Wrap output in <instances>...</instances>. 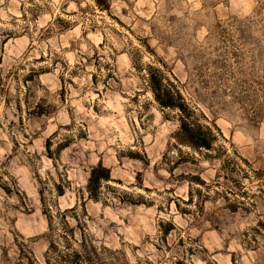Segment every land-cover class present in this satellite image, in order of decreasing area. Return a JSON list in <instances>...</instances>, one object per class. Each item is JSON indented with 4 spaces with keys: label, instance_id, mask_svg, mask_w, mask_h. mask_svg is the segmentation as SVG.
I'll list each match as a JSON object with an SVG mask.
<instances>
[{
    "label": "rangeland",
    "instance_id": "1",
    "mask_svg": "<svg viewBox=\"0 0 264 264\" xmlns=\"http://www.w3.org/2000/svg\"><path fill=\"white\" fill-rule=\"evenodd\" d=\"M263 3L0 0V264L23 242L42 260L40 190L62 211L85 204L111 264H264V238H247L264 219ZM133 61L164 63L217 146L260 173L242 179L254 207L228 209L215 154L169 149L174 113ZM99 163L112 180L94 202L84 189Z\"/></svg>",
    "mask_w": 264,
    "mask_h": 264
},
{
    "label": "trees",
    "instance_id": "2",
    "mask_svg": "<svg viewBox=\"0 0 264 264\" xmlns=\"http://www.w3.org/2000/svg\"><path fill=\"white\" fill-rule=\"evenodd\" d=\"M101 1L96 0L97 3ZM259 11L264 12V3ZM262 21L264 22V18ZM250 25L252 24L250 23ZM133 65L143 81L144 88L151 94L158 107L174 113L178 130L172 137L173 142L169 143V149L185 147L199 155L202 153L215 154V157L222 159L220 174H222L223 179L230 183L221 192L226 202L233 199L228 209L231 212H247L249 208L254 207L256 194L247 189L242 183V179L249 178L250 173H254L256 176H260V173L252 172L249 163L240 156H230L223 147L217 146L219 139H222L220 130L215 125L209 126L200 123V115L186 102L179 83L171 74V77L168 76L164 63L161 64L162 68L150 63L137 65L136 61H133ZM49 144L50 142L46 144L48 151ZM65 148L64 144H60L58 151L61 152ZM111 180V171L102 163L91 168L84 189L87 199L94 202L100 201L105 183ZM197 180L204 188H209L203 181ZM262 187L264 185L259 186L260 194H262V190H260ZM1 188L8 194L12 193L11 189L6 186L2 185ZM202 191L203 189L196 190L198 194H201ZM16 192L19 193L17 187ZM59 194L61 195L62 191H59ZM215 194L219 195L218 192ZM39 198L47 221L45 236L47 248L42 260H38L23 242L22 244L16 243L17 256L13 259L8 258L5 252L3 264H111V261L106 257L107 250L98 247L88 231L85 221L88 215L84 203L62 211L57 205H50L46 201L42 190L39 191ZM192 202L193 196H190L187 203ZM79 207L81 208V215L77 212ZM168 234L169 230L163 233L164 237H167ZM247 238L255 244L259 239L264 238V219L257 222L256 226L250 230ZM176 264H182V262L177 261Z\"/></svg>",
    "mask_w": 264,
    "mask_h": 264
}]
</instances>
